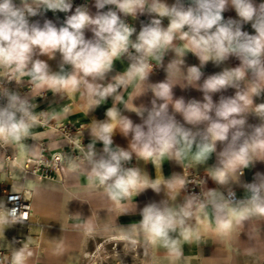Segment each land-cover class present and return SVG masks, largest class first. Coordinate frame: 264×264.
Here are the masks:
<instances>
[{
	"label": "clouds",
	"instance_id": "clouds-1",
	"mask_svg": "<svg viewBox=\"0 0 264 264\" xmlns=\"http://www.w3.org/2000/svg\"><path fill=\"white\" fill-rule=\"evenodd\" d=\"M94 6L95 14L86 6L76 7L63 24L57 26L48 19L41 24L30 22L29 18L49 10L69 13L73 8L72 0H19V4L16 0H0V70H3L0 98L6 99V103L0 105V147L19 145L22 155H38V145L30 147L23 141L37 139L30 130L38 124H47L46 120H41L44 112L37 115L34 109L38 105L28 96L22 97L4 86L11 81L21 84L17 74L30 75L33 81L46 85L48 91L59 94L62 99L64 93L79 92L87 114L111 97L113 106L106 111L107 119L93 120L89 124L95 142L86 147L82 145L79 157H67L68 167L86 176L88 189L102 191L121 209L120 215L130 213L122 201L131 200L147 189L160 193L163 186L166 199L144 206L138 222L106 228L110 233L109 242H114L115 247L122 244L123 249L130 251L138 246L163 247L171 264H179L183 257L181 239H199L201 229L221 242H229L245 222L264 218V174L257 173L254 182L242 185L247 193L244 198L236 199L231 187L240 184L244 169L258 161L254 159L255 154L264 151V103H254V97L264 93V2L257 5L254 0H175L169 5L165 0H95ZM107 6L113 7L102 11ZM229 8L235 10L238 19L224 18L223 13ZM145 13L152 18L142 24L138 33L122 18L135 19ZM163 18L169 21L166 27L162 24ZM249 23L254 34L243 30ZM86 31L92 33L91 38H86ZM176 41L182 46H177ZM168 51L182 57L181 67L187 53L198 57L199 66L187 67L189 83L185 87L196 81L199 87L194 88L203 93L202 101L174 100L172 89L176 85L170 84L168 79L148 82L153 70L148 58L154 57L162 64V53ZM57 53L59 71L53 72L40 57L54 59ZM230 57H236L240 65L225 68L199 83L204 65L209 61L220 65ZM122 58H127L128 67L107 80L114 62ZM144 82L150 87L141 91ZM130 86L135 87L137 95L131 98L132 107L124 104V108L134 112L142 123H134L122 115L117 106L122 102L123 91ZM228 88L236 89L234 96H221L214 102L213 94ZM148 91L153 93L151 107L134 105L133 101ZM250 113L260 119L259 124H247ZM176 114L184 123L177 121ZM117 130L124 137L131 136L127 149L113 147ZM97 142H102L101 152L96 150ZM217 142L223 148L217 153V164L207 168L206 175L224 186L226 194L219 189L206 188L200 194L185 195L178 203L177 197L189 183L206 186V180L185 179L179 174L162 180L163 158L167 156L168 160L179 163L195 147L196 161L199 165L205 164L216 152ZM58 146L49 145L50 148ZM133 156L145 163L151 162L159 176L152 179L140 167H127ZM56 159L64 157L58 155ZM28 186L34 187L30 182ZM12 191L16 193L15 185ZM17 199L19 196L10 197L12 201ZM136 208L135 204L134 212ZM209 209L214 223H209ZM27 219V211L8 208L0 201V238H4L6 228ZM95 234L89 221L87 235ZM32 256L23 245L19 249L13 247L10 257L5 256L3 260L8 264H28Z\"/></svg>",
	"mask_w": 264,
	"mask_h": 264
},
{
	"label": "crops",
	"instance_id": "crops-1",
	"mask_svg": "<svg viewBox=\"0 0 264 264\" xmlns=\"http://www.w3.org/2000/svg\"><path fill=\"white\" fill-rule=\"evenodd\" d=\"M16 2L19 4V0H16ZM165 2L171 5L175 0H165ZM254 2L258 5L264 2V0H254ZM94 3L95 0H72L73 8L69 13L59 11L54 13L49 10L46 13L30 17L29 19L30 22L39 21L41 24H43L45 19H48L56 23L57 26H60L63 24L66 16L71 15L78 6H86L92 14H95L97 10ZM108 7L113 6H107L102 11H107ZM223 16L226 20L229 18L238 19L235 10L232 8L226 10ZM122 18L135 27L138 33L142 24H147L152 17L145 13L142 15L138 14L135 19L130 16ZM168 23V19L163 18V26L166 27ZM243 30L250 34H254V29H252L250 23L245 24ZM85 35L86 38H91L92 33L86 31ZM132 38L135 39V34ZM175 44L177 46H182L180 41H176ZM162 55V64L160 60L154 57L148 58L150 64L153 65V70L150 73L148 82L159 83L168 79L170 84L176 85L172 89L174 100L183 98L186 102L192 99L202 101L203 93L199 89L194 88L199 87L196 81L190 82L193 87H185L189 83L186 78L187 67L199 66L200 61L198 57L191 52L187 53L183 58L184 64L181 67V56H175V53L172 51L162 53ZM40 59L47 61L53 72L59 71V53H57L54 59H48L47 56H41ZM171 61L172 63L168 65ZM128 65L129 61L127 58L115 61L113 71L108 74L107 80H111V77L116 73L123 72ZM239 65L240 61L236 57H230L220 65H216L209 61L201 69L203 76L199 83H203V80L208 76L221 72L225 68H234ZM65 71H68V69L66 68ZM1 73L3 74V70H0V74ZM17 77L22 83L18 85L13 81L10 85L11 90L17 92L22 97L28 96L32 103L38 105V107L34 109L36 114L43 111L48 115L55 114L58 119L63 121L69 120L74 123H83L85 125V130L82 133L84 143L88 145L91 142H95L94 138H91L90 130L88 129L90 126L89 124L93 120L104 121L107 119L106 111L113 106V99L111 97L87 114L85 102L82 100L79 92L64 93V98L62 99L59 94H53L51 91H48L46 85H41L39 81H33L28 74L23 76L17 74ZM148 82L142 84L141 91H146L150 87ZM235 91L236 89L234 88H228L215 93L213 94V100L214 102H218L221 96H234ZM136 95L137 91L135 87L130 86L126 91H123L122 102L117 106L122 115L128 116L134 123L138 124L142 123L141 118L134 112L124 108V104H127L129 108L132 107L131 98ZM152 99L153 93L148 91L146 94L136 98L133 103L136 106L143 104L146 107H151ZM159 102L160 101H158V103ZM254 103H264V93H262L260 97H254ZM65 109H67V113H65ZM249 111H251V109H249ZM176 119L180 123H184L183 118L179 114H176ZM259 123L260 119L257 116L251 113L248 114L247 124L257 125ZM200 127L203 128L204 126L201 125ZM30 131L37 139L33 140L32 138H26L23 143L30 147L38 145L39 154L43 145L47 146L49 152H53L67 143L66 138L54 128L43 127L41 124H38ZM130 139L131 136L124 137L117 130L113 135V147L120 146L127 149ZM52 144H58L59 146L50 148L49 145ZM95 147L102 151V142H97ZM18 148L19 145L0 147V201L4 203L5 191L12 190V185L16 186V191L28 190L25 180L27 175L25 172L27 171L22 165L16 164L14 160V165L9 168L11 169V174H9L5 162L6 154L9 153L14 157V153ZM222 148L223 145L217 142L216 152L210 156L205 164L201 165H199L195 159L197 151L195 147L179 160L181 165L175 160H168L169 158L165 156L162 160L163 164L161 167V172L164 177H161V179L170 178L173 174L182 175L185 165L190 166V168L195 171L206 172L207 168L217 164V153L221 151ZM39 154L28 156L35 158L39 156ZM133 158L135 159L137 167L145 171L150 178L155 179L156 175L159 176V172L157 171L156 173L155 166L151 162L145 163L143 160H137L135 156H133ZM254 159H258V161H255L249 168L244 169V174L240 177V184L231 185L240 199L247 195L242 185L254 182L257 173L264 174V151L257 152ZM62 177L59 175L55 179L41 178L37 181L36 187L32 189L33 193H30L33 206L31 223L25 227L15 224L6 228L4 238H0V249H13L14 238L21 235L31 243V245L27 247V250L31 251L33 256L29 259L28 264H82L86 254L91 252L93 246H95L97 237L108 236L109 232L105 231L106 228L112 229L115 228L116 224L127 226L131 223L138 222L141 219L139 214L140 210L146 204L151 202L158 203L166 199L163 186L160 193H156L152 189H147L136 197H132L131 200L122 201L123 205L130 213L120 215L121 209L116 208V206L106 198L102 191L88 189V180L86 176L80 175L73 172L70 168H67L64 169ZM220 187L226 189L224 186ZM178 199L179 198H177V200ZM178 201L180 202V200ZM135 204L137 208L134 212ZM208 211L209 223H214L211 217V209ZM77 213H79L80 216H76L75 214ZM89 221L94 226L97 234L87 235ZM85 232L86 235L83 240ZM249 236H254V238L249 239ZM181 245L183 257L179 264H264V218L245 222L244 227L237 229L236 233L233 234L231 240L227 243L221 242L214 235L205 233L203 229H201L199 239L195 237L190 241L181 239ZM20 247L14 248L19 249ZM149 250L152 254V264L157 263V254L162 258V264H171L168 253L163 247L158 249L149 248ZM11 252L12 251H10V255Z\"/></svg>",
	"mask_w": 264,
	"mask_h": 264
},
{
	"label": "built area",
	"instance_id": "built-area-1",
	"mask_svg": "<svg viewBox=\"0 0 264 264\" xmlns=\"http://www.w3.org/2000/svg\"><path fill=\"white\" fill-rule=\"evenodd\" d=\"M0 75H2V73ZM12 82L13 81L4 83V86L8 88L10 91H12L10 88V85L12 84ZM4 103H6V99L0 98V105ZM39 114L40 113H37V115ZM41 120L47 121L46 125L41 124V126L56 129L64 138H66L67 144L53 152H49V149L47 148V146L43 145L39 156L35 158L30 157L27 166H23V168L26 171L29 168L36 170L41 175L42 178L55 179L56 177H58L60 174L63 173L65 167H68V164H67L68 155L69 157H73V158L79 157L80 155L79 144L86 145L82 138V133L85 130V125L83 123H74L69 120L68 121L60 120L56 117L55 114L48 115L44 113V115L41 117ZM58 155L63 156L64 159L57 160L56 157ZM5 162H6V166L8 168L9 174H11V169L9 168H11L14 165V158L11 156V154L9 153L6 154ZM126 166L127 167H137L135 163V159L133 158L132 161L128 163ZM182 175L185 179L191 180V179L199 178V179L206 180V186L203 184L198 186L197 184L189 183L186 186V189L183 190L184 192L183 197L185 195L193 194V193L200 194L201 190L206 191V188L207 189H219L220 191L225 192V194L227 192V189H222L220 185L214 182L210 177H207L206 172L195 171L192 168H190V166L188 165H185L183 167ZM235 194H236V199H240L236 192ZM12 196H19V199L12 201L10 200V197ZM183 197L180 200V202L183 201ZM5 205L8 208L16 207L18 209H21L22 212L23 211L28 212V219L25 220L23 223H16L17 225L25 227L31 223L33 206H32V198H31L29 190L25 189L22 191H16V193H14L12 190L5 191ZM23 245H26L27 247H29L31 243L24 236H21V235L16 236L13 240V246L20 247ZM103 246H104L103 243L100 242L99 244L96 245V248L98 250L103 249V251L105 252V249L101 248ZM12 250H13L12 248L11 249H5V248L0 249V262H2V264H8L7 261L3 260V257L5 256L10 257V251ZM91 252L86 254V257H88ZM147 264H152V262L149 261Z\"/></svg>",
	"mask_w": 264,
	"mask_h": 264
},
{
	"label": "rangeland",
	"instance_id": "rangeland-1",
	"mask_svg": "<svg viewBox=\"0 0 264 264\" xmlns=\"http://www.w3.org/2000/svg\"><path fill=\"white\" fill-rule=\"evenodd\" d=\"M81 146L82 144H79V147ZM96 150L97 152H101L98 149ZM19 151H21L20 147L17 149L14 155L19 153ZM85 234L86 232L84 235ZM100 242L103 243L104 246L101 248H104L105 252L103 249L98 250L96 248V245ZM117 253H119V255ZM89 256L84 258L82 264H147L149 261L152 262V254L149 248L146 249L138 246L135 251H130L129 249H123L122 244L115 247L114 242H109L108 236L97 237L96 244L93 246L92 252Z\"/></svg>",
	"mask_w": 264,
	"mask_h": 264
},
{
	"label": "bare ground",
	"instance_id": "bare-ground-1",
	"mask_svg": "<svg viewBox=\"0 0 264 264\" xmlns=\"http://www.w3.org/2000/svg\"><path fill=\"white\" fill-rule=\"evenodd\" d=\"M150 63V62H149ZM27 145V144H26ZM66 145V144H65ZM83 145V144H82ZM72 148V147H71ZM2 149V148H1ZM68 157H69V155H68ZM14 160H15V162H16V164H18V165H22V167L23 166H27V164H28V162H29V156L27 155V154H23L22 155V153H21V151H19V153H17V154H15L14 155ZM67 168H69V167H65V169H67ZM25 172V171H24ZM25 173H27V175H26V185H27V187H28V190H30V193H33V188L34 187H36V184H37V181L38 180H40L42 177H41V175L36 171V170H33V169H31V168H29L28 170H27V172H25ZM60 177H62V174H60ZM63 178V177H62ZM21 180V179H20ZM28 182H30L34 187H29L28 186ZM70 192V191H69ZM183 194H184V192L182 191L181 192V194L177 197V198H179L178 200H181L182 199V197H183ZM34 196V195H33ZM177 200V202H179ZM147 205V204H146ZM145 205V206H146ZM36 223V222H35ZM45 224V223H44ZM43 225V224H42ZM45 226V225H44ZM126 226V225H125ZM44 231V230H43ZM110 234V233H109ZM109 234H108V236H109ZM86 235V234H85ZM85 235L83 236V240L85 239ZM40 237V236H39ZM40 246V245H39ZM148 249V248H147ZM85 252V251H84ZM186 255V254H185ZM90 257V256H89ZM161 257L157 254L156 255V260H157V263L156 264H162V261H161ZM167 259H168V257H167ZM70 264V263H69ZM73 264V263H72ZM166 264H168V263H166Z\"/></svg>",
	"mask_w": 264,
	"mask_h": 264
}]
</instances>
